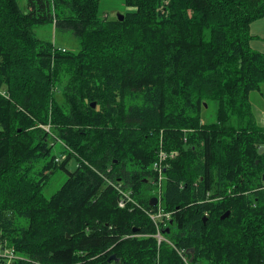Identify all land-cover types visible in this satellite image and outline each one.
<instances>
[{
    "label": "trees",
    "instance_id": "obj_1",
    "mask_svg": "<svg viewBox=\"0 0 264 264\" xmlns=\"http://www.w3.org/2000/svg\"><path fill=\"white\" fill-rule=\"evenodd\" d=\"M99 2L0 0V250L9 264H183L152 237V184L165 238L193 264H264V130L249 101L264 53L248 47L264 0H123L121 21ZM44 24L80 50L37 39ZM56 171L67 179L45 197ZM116 189L139 206L119 208Z\"/></svg>",
    "mask_w": 264,
    "mask_h": 264
},
{
    "label": "rangeland",
    "instance_id": "obj_2",
    "mask_svg": "<svg viewBox=\"0 0 264 264\" xmlns=\"http://www.w3.org/2000/svg\"><path fill=\"white\" fill-rule=\"evenodd\" d=\"M18 4L22 9H24L25 0H18ZM126 10H130V8L124 5L123 0H100L99 2V11L104 15H107L109 20L117 17V15H122ZM32 32L37 39L51 44L53 48L58 50H67L77 53L81 48L79 41L70 33L56 31L52 24H44L42 26L35 27L33 28ZM248 33L250 36L248 47L251 50L264 53V18L253 21L249 26ZM249 101L251 114L257 127L264 130V84L261 86L260 91H252L250 93ZM215 110V106L209 110H206L207 112L206 114H203L202 120L204 124L210 123L214 120ZM61 150L62 144L57 142L52 150V155L59 156V152ZM74 167L75 161L72 160L69 164V169L72 170ZM66 179L67 174L62 171H56L53 175H51V177L45 181V197H50L53 193H55L62 186ZM156 192L157 191L155 187L151 184V189L148 191H143V194L147 197L153 196L156 194ZM0 255L2 257H7L9 255V251L0 250Z\"/></svg>",
    "mask_w": 264,
    "mask_h": 264
},
{
    "label": "built area",
    "instance_id": "obj_3",
    "mask_svg": "<svg viewBox=\"0 0 264 264\" xmlns=\"http://www.w3.org/2000/svg\"><path fill=\"white\" fill-rule=\"evenodd\" d=\"M0 95L3 97H6L5 91H0ZM264 124V121H263ZM262 152L264 151V145L262 146ZM162 162L165 160V156L163 153L160 154ZM156 166V165H155ZM159 171V170H157ZM262 188L264 189V181L262 184ZM117 190V189H116ZM119 194V201H118V207L121 209L126 208L128 205L133 207H138L139 202L136 201L133 197V194L131 192H124L121 190H117ZM132 195V196H131ZM160 189L156 192V197L158 198L157 205L153 208L152 212L146 211L147 217L149 221L153 224L155 233L152 235V237L156 240V243L161 245L162 243H166L167 245H170L172 248L176 250L179 257L181 258L182 262L184 264H193L190 259L186 257L183 251H179L176 249V247L170 243L166 238L165 235L162 233L165 229L169 227V221L171 219V213L166 212L161 203H160ZM5 260L7 264L11 263L12 261L18 260V257L14 255L12 251H9V255L7 257H2L0 255V261Z\"/></svg>",
    "mask_w": 264,
    "mask_h": 264
},
{
    "label": "water",
    "instance_id": "obj_4",
    "mask_svg": "<svg viewBox=\"0 0 264 264\" xmlns=\"http://www.w3.org/2000/svg\"><path fill=\"white\" fill-rule=\"evenodd\" d=\"M117 18L121 21L122 18H123V16H122V15H117ZM91 107H92V109L95 108V103H94V102L91 103ZM18 132H20V130H19ZM258 153L261 154V153H262V149H260V150L258 151ZM263 181H264V175L262 176V182H263ZM157 203H158V198H157V197H152V198L149 199L148 205H149L151 208H154V207L157 205ZM228 215H229V212H228V211L225 212V213L220 217V220H224L225 218L228 217ZM206 219H207V218H204V220H203L204 223L206 222ZM171 224H172V222L169 221V227H168L167 229H165V230L162 232L164 235H168V234L170 233V226H171ZM132 232H136V230H133ZM113 259H114V256H112V257L109 259V261H110V260H113Z\"/></svg>",
    "mask_w": 264,
    "mask_h": 264
},
{
    "label": "bare ground",
    "instance_id": "obj_5",
    "mask_svg": "<svg viewBox=\"0 0 264 264\" xmlns=\"http://www.w3.org/2000/svg\"><path fill=\"white\" fill-rule=\"evenodd\" d=\"M156 168V167H155ZM184 251V250H183ZM178 255V254H177ZM185 255H186V253H185Z\"/></svg>",
    "mask_w": 264,
    "mask_h": 264
}]
</instances>
